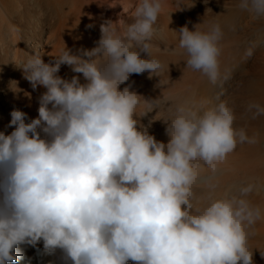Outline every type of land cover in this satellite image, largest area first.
Segmentation results:
<instances>
[{"label":"clouds","instance_id":"1","mask_svg":"<svg viewBox=\"0 0 264 264\" xmlns=\"http://www.w3.org/2000/svg\"><path fill=\"white\" fill-rule=\"evenodd\" d=\"M193 6L176 2L177 11ZM238 7L264 18V0H240ZM164 8V0H139L122 33L112 21L101 24L92 49L66 48L48 63L35 51L15 63L33 90L46 91L36 118L14 108L0 131V264H16L21 246L41 241L47 254L62 253L63 264H254L250 230L264 212L248 197L258 186L242 185L224 198L212 193L219 165L256 136L234 126L227 102L205 101L176 106L162 120L167 143L158 141L149 134L156 116L148 125L140 118L159 109L161 98L121 89L145 72L160 78L158 87L165 83L168 66L154 58L152 44ZM201 24L176 31L179 48L186 67L215 85L224 33L219 23L206 31ZM62 65L87 82L58 75ZM17 83L11 89L18 93ZM248 110L253 119L264 115L258 103ZM201 186L210 193L203 205Z\"/></svg>","mask_w":264,"mask_h":264},{"label":"bare ground","instance_id":"2","mask_svg":"<svg viewBox=\"0 0 264 264\" xmlns=\"http://www.w3.org/2000/svg\"><path fill=\"white\" fill-rule=\"evenodd\" d=\"M176 2L164 0V12L156 25L159 31L152 40L154 58L168 66L161 77L165 83L158 87L160 78L149 79L145 72L133 74L121 89L131 85L133 91L146 99L161 98L159 109L140 120L148 125L156 116L149 134L165 143L169 137L162 120H168L176 106L206 101L208 107H215L222 101L227 102L236 115L234 126L244 128L247 135L256 136L258 142L238 145L219 165L220 172L216 176L219 186L212 195L224 198L235 194L242 185L255 183L259 191L248 198L264 212V115L253 119L254 109L248 110L251 103L264 106V18L239 9L240 0H182L184 5H194L183 11H177ZM138 3L139 0H0V131H5L14 108L36 118L39 97L46 91L42 86L33 90L15 63L34 55L35 51L48 63L66 48L73 54H78L80 49H92L101 37V24L112 21L113 27L122 33L131 23ZM199 23H202V31L211 23H219L224 33L220 41L222 75L215 85L200 72L186 67L187 56L179 48L176 31L184 26L195 30L194 26ZM249 48L253 50L250 58L245 56ZM58 75L69 80L79 75L81 83L87 82L82 74L73 73L67 65L61 66ZM225 76L228 78L224 79ZM14 81L22 91L17 89V93L11 89ZM25 93L30 94L31 99ZM12 130L7 129V132ZM203 174H210L206 167ZM209 194L206 187L196 189L201 205L207 203ZM250 231L254 233L249 239L254 264H264L261 255L264 253V218ZM37 246L43 247V242ZM31 248L21 246L24 256L16 264H35L33 253L28 252ZM61 255L59 251L47 254L44 250L42 264H63ZM26 257L30 262L25 261Z\"/></svg>","mask_w":264,"mask_h":264}]
</instances>
